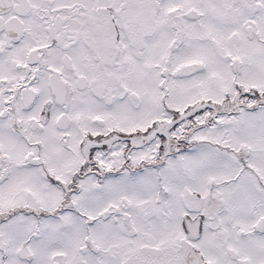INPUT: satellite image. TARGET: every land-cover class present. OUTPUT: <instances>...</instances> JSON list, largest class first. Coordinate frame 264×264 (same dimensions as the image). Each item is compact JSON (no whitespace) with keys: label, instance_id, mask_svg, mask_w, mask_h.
Listing matches in <instances>:
<instances>
[{"label":"snow or ice","instance_id":"1","mask_svg":"<svg viewBox=\"0 0 264 264\" xmlns=\"http://www.w3.org/2000/svg\"><path fill=\"white\" fill-rule=\"evenodd\" d=\"M0 264H264V0H0Z\"/></svg>","mask_w":264,"mask_h":264}]
</instances>
